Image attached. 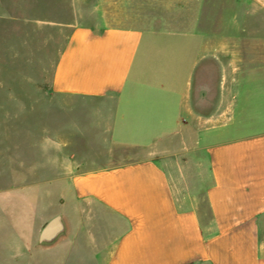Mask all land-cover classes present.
Wrapping results in <instances>:
<instances>
[{
  "label": "crops",
  "instance_id": "crops-1",
  "mask_svg": "<svg viewBox=\"0 0 264 264\" xmlns=\"http://www.w3.org/2000/svg\"><path fill=\"white\" fill-rule=\"evenodd\" d=\"M238 1L104 24L83 0H0L3 85L34 75L43 101L51 76L52 102L109 112L94 155L41 179L66 183H0V264H264V3Z\"/></svg>",
  "mask_w": 264,
  "mask_h": 264
},
{
  "label": "rangeland",
  "instance_id": "rangeland-1",
  "mask_svg": "<svg viewBox=\"0 0 264 264\" xmlns=\"http://www.w3.org/2000/svg\"><path fill=\"white\" fill-rule=\"evenodd\" d=\"M162 1L165 0H83V3L100 13L101 23L117 24L131 23L132 15L142 17L149 11L161 12ZM220 1L226 4V0ZM32 76L21 86L8 79L3 85L5 77L0 76V91L3 87L11 89L6 98H0V183H10L17 195L22 191V183H66L42 182L41 179L62 169L74 152L82 153L87 148L88 154L94 155L99 145L95 137L101 138L100 129L107 126L103 119L109 118L106 108L87 109L82 103L60 105L52 102L49 96L51 76L44 77L41 101L35 86L37 77ZM82 133L89 135L87 147L86 140L81 139ZM103 143L105 140L100 144ZM115 154L117 158L124 156L120 160H135L143 155L134 149H118ZM52 168L56 169L54 173ZM34 190L30 187L27 191Z\"/></svg>",
  "mask_w": 264,
  "mask_h": 264
},
{
  "label": "water",
  "instance_id": "water-1",
  "mask_svg": "<svg viewBox=\"0 0 264 264\" xmlns=\"http://www.w3.org/2000/svg\"><path fill=\"white\" fill-rule=\"evenodd\" d=\"M65 232V225L61 217H56L45 226L41 233L39 242L41 245L54 243L63 237Z\"/></svg>",
  "mask_w": 264,
  "mask_h": 264
}]
</instances>
